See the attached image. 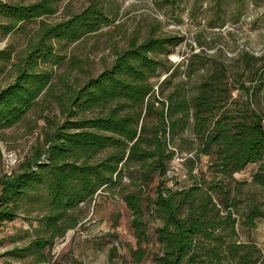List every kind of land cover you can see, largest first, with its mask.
Returning <instances> with one entry per match:
<instances>
[{
	"label": "trees",
	"instance_id": "16d2710c",
	"mask_svg": "<svg viewBox=\"0 0 264 264\" xmlns=\"http://www.w3.org/2000/svg\"><path fill=\"white\" fill-rule=\"evenodd\" d=\"M60 1H0V15L7 19L1 29L4 34L22 30L21 24L53 15ZM107 9L102 0H92L68 20L42 21L37 40L13 64L14 81L0 87L1 129L20 122L45 91L66 117L46 132L45 146L20 173L0 179V230L32 206H42L45 214L36 239L6 256L32 255L44 262L45 251L51 252L78 227L80 204L92 203L100 191L115 189L127 178L133 190L120 193L132 213L138 244L131 264L150 257L153 264H264L256 245L237 240L238 223L254 228L264 220L263 197L253 193L245 198L248 183L234 177L258 165L251 185L264 191V119L250 107L228 108L235 90L250 94L247 82L233 86L228 66L218 62L195 86L185 79L173 84L174 72L158 85L154 79L175 68L168 56L184 39L148 36L141 43L132 41L111 67L85 83L68 85V74L53 83L67 61L64 52L112 23ZM11 58L12 53L0 51L3 63ZM261 60L247 52L239 58L248 73L264 74L263 65L255 68ZM72 66L81 69L76 60ZM59 86L65 91L57 98L54 90ZM179 156L188 169L181 183L168 179L170 164ZM201 156L211 158L213 177L194 174ZM157 179L155 196L150 197L146 188ZM152 221L161 225L151 236L147 226ZM152 241L159 252L150 254Z\"/></svg>",
	"mask_w": 264,
	"mask_h": 264
},
{
	"label": "rangeland",
	"instance_id": "374dc122",
	"mask_svg": "<svg viewBox=\"0 0 264 264\" xmlns=\"http://www.w3.org/2000/svg\"><path fill=\"white\" fill-rule=\"evenodd\" d=\"M0 1L30 5L40 0ZM91 1L62 0L57 3L53 15L21 24L22 30L7 34L1 29L7 19L0 15V51L12 53L10 62L0 60V87L5 88L14 81L16 72L13 64L37 40L42 21L56 24L68 20L87 8ZM102 1L111 12L112 23L86 35L64 52L67 61L58 70V78L53 83H58L59 77L66 74V81L72 86L77 81L85 83L89 77H97L112 66L117 54L127 49L132 41L141 43L148 36L179 37L184 39L183 42L172 48L168 56L175 68L169 73L163 72L154 82L158 81L159 85L174 72L173 84L185 79L189 80L190 87L195 86L210 73L215 63H224L228 66L233 86L242 80L250 87L249 95L235 90L228 108L250 107L264 119V74L257 70L264 66V0H221L220 5L217 0H181L177 4L166 0ZM245 52L262 59L255 67L258 72L248 73L240 63L239 58ZM74 60L79 62L81 69L72 66ZM187 73L191 76L188 77ZM241 73L245 74L242 76ZM64 91L61 86L57 87L55 97L59 98ZM46 92L20 122L0 128V179L20 173L21 167L45 146L46 132H51L65 120L56 99L48 98ZM194 157V153L188 156ZM185 160L179 156L172 161L168 179L176 178L177 183L187 180ZM210 161V157L201 156L194 174L213 177L209 171ZM257 168L258 165H249L234 177L237 181L248 183L243 187L245 198L257 193L264 201V191L251 185L252 174ZM170 180L167 185L173 187ZM158 183L159 179L146 188V194L154 197ZM132 190L130 181L125 178L119 187L100 191L92 203L80 204L77 210L80 215L78 227L59 240L51 252L46 250L42 263H38L32 255L22 259L6 256L13 248L26 247L36 239L39 219L45 215L40 205L21 212L16 220L4 223L0 230V264H131V254L138 244L132 229V213L120 192ZM160 225L159 221L150 222L148 234L152 236ZM237 240L256 245L264 259V220L254 228L238 223ZM158 250V245L152 241L148 252L153 254ZM141 264H153L151 257Z\"/></svg>",
	"mask_w": 264,
	"mask_h": 264
}]
</instances>
